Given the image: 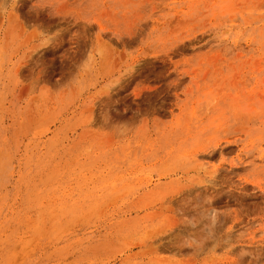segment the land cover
I'll use <instances>...</instances> for the list:
<instances>
[{
	"label": "rangeland",
	"instance_id": "obj_1",
	"mask_svg": "<svg viewBox=\"0 0 264 264\" xmlns=\"http://www.w3.org/2000/svg\"><path fill=\"white\" fill-rule=\"evenodd\" d=\"M0 264H264V0H0Z\"/></svg>",
	"mask_w": 264,
	"mask_h": 264
}]
</instances>
